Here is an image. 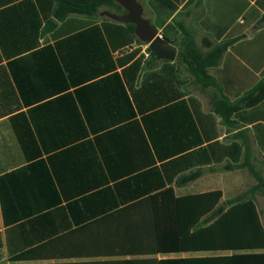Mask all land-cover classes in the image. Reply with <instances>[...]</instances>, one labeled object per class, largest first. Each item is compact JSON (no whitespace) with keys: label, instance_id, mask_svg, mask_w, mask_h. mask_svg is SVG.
<instances>
[{"label":"crops","instance_id":"0c3cea01","mask_svg":"<svg viewBox=\"0 0 264 264\" xmlns=\"http://www.w3.org/2000/svg\"><path fill=\"white\" fill-rule=\"evenodd\" d=\"M137 1L174 47L181 26L198 46L237 39L208 69L216 86L151 60L104 8L45 31L56 0H0V264L51 237L56 264L223 255L145 254L152 211L169 210L149 199L219 191L223 204L264 181V100L229 124L210 107L264 76V0Z\"/></svg>","mask_w":264,"mask_h":264},{"label":"trees","instance_id":"16d2710c","mask_svg":"<svg viewBox=\"0 0 264 264\" xmlns=\"http://www.w3.org/2000/svg\"><path fill=\"white\" fill-rule=\"evenodd\" d=\"M101 8L111 13L123 14L124 9L113 0H56L52 20L47 21L45 31L71 14L94 17ZM263 20L258 21L260 26ZM134 34L133 24H123ZM181 37L175 46V62L184 67L192 83L200 90L216 86L208 69L218 65L225 49L237 39L212 44L203 39L196 45L191 33L180 27ZM136 41L140 42L136 37ZM166 43L167 40L162 38ZM201 47L207 48L202 51ZM148 56L155 60L147 48ZM264 100V76L249 91L234 102H229L221 93L212 97L210 107L229 124L231 114L238 108H249ZM255 185L248 195H238L220 204L221 193L212 191L203 194L175 197L171 189L162 191L149 203L167 212L152 211L151 224L154 247L145 254L186 252H222L223 255L174 259L126 260L121 264H264V227L253 201V194L264 195V181L253 175ZM156 201V202H155ZM163 215V216H162ZM162 216V217H160ZM62 255L55 252L53 237L37 247L27 249L10 259V264H56ZM61 264V263H59Z\"/></svg>","mask_w":264,"mask_h":264},{"label":"water","instance_id":"95a60500","mask_svg":"<svg viewBox=\"0 0 264 264\" xmlns=\"http://www.w3.org/2000/svg\"><path fill=\"white\" fill-rule=\"evenodd\" d=\"M125 11L123 14L111 13L107 10L102 15L106 18L121 24H133L134 35L142 43L147 44L148 49L153 53L156 60L173 62L176 58L177 49L166 43L159 37L156 29L148 19L142 16V6L137 0H113Z\"/></svg>","mask_w":264,"mask_h":264},{"label":"rangeland","instance_id":"374dc122","mask_svg":"<svg viewBox=\"0 0 264 264\" xmlns=\"http://www.w3.org/2000/svg\"><path fill=\"white\" fill-rule=\"evenodd\" d=\"M195 87V86H194ZM195 88H198L197 86ZM254 195H257V206L259 208V214L261 216L262 221L264 222V195L260 192H255ZM253 198H255L253 196Z\"/></svg>","mask_w":264,"mask_h":264}]
</instances>
